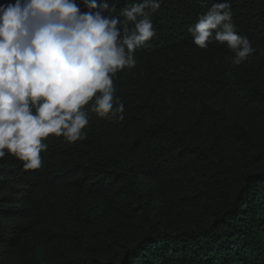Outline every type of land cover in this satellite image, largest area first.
Listing matches in <instances>:
<instances>
[{"label": "trees", "instance_id": "1", "mask_svg": "<svg viewBox=\"0 0 264 264\" xmlns=\"http://www.w3.org/2000/svg\"><path fill=\"white\" fill-rule=\"evenodd\" d=\"M0 264H264V0H0Z\"/></svg>", "mask_w": 264, "mask_h": 264}]
</instances>
